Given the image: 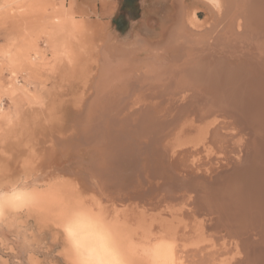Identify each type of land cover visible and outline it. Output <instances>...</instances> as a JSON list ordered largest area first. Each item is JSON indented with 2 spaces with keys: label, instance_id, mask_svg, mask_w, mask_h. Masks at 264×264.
<instances>
[{
  "label": "rangeland",
  "instance_id": "1",
  "mask_svg": "<svg viewBox=\"0 0 264 264\" xmlns=\"http://www.w3.org/2000/svg\"><path fill=\"white\" fill-rule=\"evenodd\" d=\"M198 1L0 0V181L27 173L35 179L42 192L36 207L0 224V264H64L56 219H59L61 210L68 202L80 198H87L94 206L116 218L123 230L129 231L128 234L134 239L141 238L146 231H152L174 239L177 244L178 240L184 243V234L196 231L199 221L191 220L187 215L191 210L187 203L192 198H187L185 204L182 197L180 201L177 199L181 195L179 191L176 196L179 195L173 199L172 194L170 198L167 196L169 193L162 190V185L158 186L167 182L160 178L163 169L158 165L156 156L146 148L147 137H137L129 116L125 119L122 117L139 110L143 102L138 103L136 97L130 96L131 110L126 107L121 112L111 113L112 105L95 101V98L99 99L95 94L97 84H102L104 80L110 81L119 90L125 84L121 77L106 76L109 67L104 65V53L117 64L113 68H123L125 72L134 68L129 73L146 70L149 61L160 57L158 54L162 52L156 53V50L161 47L167 48L163 55L168 62L178 56L180 44L168 45V42L183 11L188 8L197 7L200 20L211 27L205 30V34L201 31L200 35H210L218 25L214 18L219 17H216L217 14L213 17V0ZM226 1L230 4L236 2ZM237 2L241 7L233 13L241 24L248 23L250 16L243 12L247 0ZM239 18L244 19L241 21ZM234 19L232 16L226 24H219L218 27H223L225 31L223 33L219 28L217 34L239 39L244 42L241 46L246 47L242 49L254 46L256 51L263 49L264 36L254 35L247 27H239L238 22L235 26ZM258 45L260 48L256 49ZM234 57L240 59L243 55L240 53ZM159 60L163 65V59ZM167 65L170 70L173 68ZM111 88L109 91H112ZM195 123L200 124L197 120ZM183 129L190 131L178 143L170 139V144L175 143L170 154L176 157L180 152L185 154H180L179 160L184 162L180 174L186 173V179L191 173L202 172V167H216L225 171L227 175H219L218 181H208V187L203 188L204 191L207 189L205 193L200 182L199 187L198 183L195 184L201 197L214 198V203H217V199L223 195L224 184H240L233 175L239 172H235V169H241L249 159H252L249 163L255 160L249 154L252 147L248 146L246 153H241L239 157L235 152L220 148L210 133L205 135L207 131L197 133V128H189L185 123L176 130V134H183ZM221 131L231 135L237 129L229 126ZM239 137L236 136L234 140L239 143L243 140L247 144L245 139L248 141L249 136ZM258 155L262 157L260 151ZM228 158L235 163L228 161ZM156 166H159L157 170L161 169L158 176L154 173ZM206 181L204 185H207ZM217 183L221 191L217 189L218 186L211 189ZM242 202L249 203L245 198ZM252 207L249 204L243 206L240 217L251 225H248L249 229L254 227L252 231L249 230L252 234L247 231V235H251L254 247L260 248L254 252L251 262L260 264L264 262V231L260 227L264 223L257 220L252 222L256 214ZM174 232L179 235H174ZM227 257H221L222 264L226 263ZM185 259H179V263L176 260V264H188ZM195 263L192 261L189 264Z\"/></svg>",
  "mask_w": 264,
  "mask_h": 264
},
{
  "label": "bare ground",
  "instance_id": "2",
  "mask_svg": "<svg viewBox=\"0 0 264 264\" xmlns=\"http://www.w3.org/2000/svg\"><path fill=\"white\" fill-rule=\"evenodd\" d=\"M192 1L194 2V0ZM198 2H200V0ZM212 2L213 7H211V11L213 12V17L217 14L216 17L219 18H214L217 20L218 25L216 28L214 26L215 29L211 30L212 33L210 35H204L205 30L211 27H208V24V26H206L200 20L197 14V7L188 8L183 11L179 23L171 34V40L168 42V45L180 44L181 50H178L180 54L174 57L170 62H168L169 60L163 55V53L167 51V48L161 47L156 50V53L162 52L158 54L160 57H156L154 59L155 62L149 61V67H147L146 70H141L139 68V72L136 73L135 70L129 73V70H133L134 68H130L126 72L123 68L117 70V68H113L117 64L115 65L113 59H110L109 56L104 53L105 64L104 62L103 64L109 67L106 69L108 73L106 76L112 75L118 78L121 77V81L123 80L125 84L123 83L124 86L119 90V88L114 87V84H110V81L104 80L102 84H97L96 86L95 97L99 99L96 100V98H94L95 101L100 100L104 105H112V107H110L111 113L112 111L121 112L127 108L131 110L132 108L130 107L133 105H129L130 102L128 98H130V96H132V98L136 97L138 103L143 102L139 110L132 111V113L130 112L126 116H122L124 117L123 119L129 116L128 119L133 120L132 122L129 120V122L131 124L133 123V129L137 137L140 139L144 137L146 139L147 137L146 148L156 156L158 165L163 169L160 173V178L164 179V182H167L166 184L158 183V186L160 187V185H162V190H166L169 193H167V196L170 198L173 195V199L180 193L181 195L179 198L177 197V199L179 200L180 197H182L181 199L185 204L188 202H185L187 198L188 200L192 198V201H189V204L187 203V205L191 206V210L187 215L190 216L191 220L194 218V220L196 219L199 222L196 231L191 230L192 232H190L189 235H180L183 236L182 239L185 241L181 243L180 240H178V242H176L177 244H175V257L177 258L176 260H178V262H176L179 263V259L186 258L185 260H187L188 264L192 261L196 262L195 264H222L221 257L227 255L228 260L225 264H252L253 262H251V260L255 256L254 252L260 247H254V242H251V235H247L251 229V227L250 229L248 227L251 225L241 220L242 217H240V212L243 206L249 204L253 206V212L258 215L255 214V220H252V222L257 220L259 223L260 221L264 223V159L263 161H259L260 158H264V47L262 46L263 49H258L260 48V45H258V47L256 46L258 51H256L255 46L249 49L247 45L248 49H244L246 47L241 46L244 42L239 41V39L235 40L231 35L225 38L223 36L225 30L223 31V27L218 26L219 24H226L227 21L234 16L235 26L239 23V27L242 28L244 26L249 28L251 33L254 32V35L264 36V0H247L245 11L243 12L248 13L250 17H247L250 18V20L248 19V23L245 22L247 20H243L245 22L243 24L237 20L236 14L233 13L235 9L239 10L238 8L241 7L237 0L235 4H230L227 1L225 2V0H213ZM204 3L206 4L207 2L205 1ZM209 8H207V10ZM239 14L237 13V15ZM240 19L242 21L244 18H239V20ZM217 29L222 30L223 33L221 32V35L217 34ZM201 31H204L203 35H200L202 33ZM242 47L244 48L242 49ZM240 53L243 55L242 58L238 59L239 57H234ZM160 58L163 59V65L160 63L162 62L159 60ZM158 60L160 62H158ZM118 61L122 62V59L118 58ZM156 61L158 63H156ZM181 62H183L182 66L179 67ZM167 64L171 65L173 68L170 70ZM130 65L132 64L130 63ZM133 65L135 66V64ZM110 79L111 77L109 80ZM110 87H112V91H109ZM99 105H96V107ZM93 108H95L94 105ZM116 118L115 116V119ZM196 120L200 124H196ZM190 121H193L192 123H195V125ZM185 123L189 128H197V133L207 131L205 135L210 133L211 138L213 137V140L217 142L220 148L235 152L239 157L241 153H246L248 146L252 147L251 153L249 154H251L250 158L253 157V160L255 159L252 161L253 163H249L252 159L248 160L247 158L248 162H246L243 167L241 166V169L236 168V170L234 167L235 172L239 171L236 173L237 175L230 174L233 175V178L235 176L236 180H238L237 182H240V184L237 183V186H230L228 184L229 182L225 181L227 178L224 180V182L227 183L224 184L223 195L219 197V199L222 198L224 201L217 199V203H214L216 200H214V198V201L211 199V202L209 198L205 199L206 197H201V193L200 195L198 194L199 191L197 192L198 189H196L195 186L197 183L198 187L202 185L201 189L204 191L203 188H206V186L208 187L207 183L209 180L212 181L215 179L218 181L217 177H219V175L221 177L225 176V171L218 170L216 167H202L203 173L200 172V174L198 172V174H196L195 172L193 175L191 173L188 179H186V173L180 174V168L184 167V162H182V160L180 162L179 160L181 159L180 154H185L180 152L179 157H176L175 154L172 156L173 154L171 155L170 152L175 143L170 144V142L171 140L176 143L180 142L183 136L190 131L189 129H183L181 130L183 134H176V130L181 129ZM94 125L97 124L94 123ZM229 126L236 128L237 131H232L231 135L221 131L222 128ZM94 131L97 132L96 130ZM192 131L193 130H191V132ZM245 131H247V135H245ZM226 134L229 136H226ZM236 136H240L239 138H246L249 136L248 141L245 139L247 144L243 143V140L241 143L234 140ZM186 150H189V148ZM253 150L254 152L252 153ZM248 151L250 152V149ZM259 151L262 157H259ZM167 153L169 158L171 156V158L173 157L174 159L172 158L171 160L170 158L169 161V158L166 157ZM228 161H231V159L228 158ZM231 162L234 161L232 160ZM219 163L221 162L219 161ZM223 165L224 164L221 166ZM158 167L159 166H156L154 170L156 175L160 169L157 170ZM197 169L199 170V168ZM204 179L207 180V185H204ZM220 182L223 183L222 181ZM151 183H153V181ZM218 184L219 183L211 186V189L214 188V186H218ZM159 187H157L158 190ZM218 188L219 186L217 189ZM214 190L216 191V189H213V191ZM177 191H179V193L176 196ZM211 192L212 190H210V193ZM191 193H195L193 194L194 196L191 195ZM244 198L247 199L249 203L244 204L242 202ZM225 201L228 202L224 204ZM57 220L58 218L56 221ZM55 224L57 223L55 222ZM262 225L263 226L260 225V227L264 231V224ZM259 228L257 227V229ZM126 232L128 233L129 231ZM177 232H174V235ZM178 233L177 235H179ZM250 234H252V232H250ZM177 237H175V239ZM230 255L232 256L231 258ZM258 255L257 253V256ZM248 258L249 261H247ZM261 262L260 264H264V262Z\"/></svg>",
  "mask_w": 264,
  "mask_h": 264
},
{
  "label": "clouds",
  "instance_id": "3",
  "mask_svg": "<svg viewBox=\"0 0 264 264\" xmlns=\"http://www.w3.org/2000/svg\"><path fill=\"white\" fill-rule=\"evenodd\" d=\"M41 195L27 173L0 181V224L36 207ZM57 227L64 264H176L174 239L150 231L134 239L87 198L68 202Z\"/></svg>",
  "mask_w": 264,
  "mask_h": 264
}]
</instances>
